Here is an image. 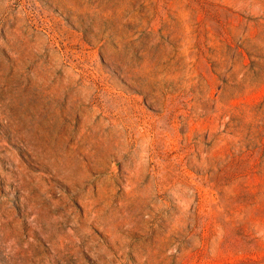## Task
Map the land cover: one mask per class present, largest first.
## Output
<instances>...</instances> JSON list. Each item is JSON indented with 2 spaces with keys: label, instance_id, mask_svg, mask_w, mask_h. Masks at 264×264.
Wrapping results in <instances>:
<instances>
[{
  "label": "rangeland",
  "instance_id": "1",
  "mask_svg": "<svg viewBox=\"0 0 264 264\" xmlns=\"http://www.w3.org/2000/svg\"><path fill=\"white\" fill-rule=\"evenodd\" d=\"M0 264H264V0H0Z\"/></svg>",
  "mask_w": 264,
  "mask_h": 264
},
{
  "label": "bare ground",
  "instance_id": "2",
  "mask_svg": "<svg viewBox=\"0 0 264 264\" xmlns=\"http://www.w3.org/2000/svg\"><path fill=\"white\" fill-rule=\"evenodd\" d=\"M59 82V81H58ZM6 123V122H5Z\"/></svg>",
  "mask_w": 264,
  "mask_h": 264
}]
</instances>
